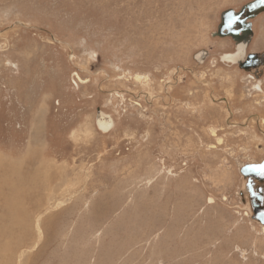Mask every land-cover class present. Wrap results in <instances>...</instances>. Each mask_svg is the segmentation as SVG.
Here are the masks:
<instances>
[{"label": "rangeland", "instance_id": "rangeland-1", "mask_svg": "<svg viewBox=\"0 0 264 264\" xmlns=\"http://www.w3.org/2000/svg\"><path fill=\"white\" fill-rule=\"evenodd\" d=\"M247 1L0 0V264H264V88L214 33Z\"/></svg>", "mask_w": 264, "mask_h": 264}, {"label": "water", "instance_id": "water-1", "mask_svg": "<svg viewBox=\"0 0 264 264\" xmlns=\"http://www.w3.org/2000/svg\"><path fill=\"white\" fill-rule=\"evenodd\" d=\"M264 11V0H250L239 10L227 8L220 14V22L215 34L230 35L235 41L237 50L231 54L234 58L237 52L243 53L245 45L252 36L251 24L247 21ZM236 61V58L235 60ZM240 61L239 59L237 62ZM245 67H255L264 64V52L250 53L243 61ZM242 176L239 195L244 208L250 213V218L264 224V159L257 163H247L240 168Z\"/></svg>", "mask_w": 264, "mask_h": 264}, {"label": "flooded vegetation", "instance_id": "flooded-vegetation-1", "mask_svg": "<svg viewBox=\"0 0 264 264\" xmlns=\"http://www.w3.org/2000/svg\"><path fill=\"white\" fill-rule=\"evenodd\" d=\"M242 5L239 8H237V10H239L242 7ZM232 8L234 10L236 9V7H232ZM262 13H264V11L258 13L253 18H249L247 20L251 24L252 36H251V39L249 40V42L245 45V49H244L243 53L237 52L236 57H235L236 61H234L235 58L231 55V54L235 53L237 50L238 45L236 44V41L230 35L218 36L216 34V37H218V38H228L230 40L231 47H232L231 52L222 53L220 55V57L218 56L220 58V60H224V61L228 62L227 64H230V66H235L237 73H239L241 76H242V74L244 76L246 75L248 77L249 81L253 82V86L255 87V90L260 91V92L263 91V88H264V64L263 65L259 64V65H256L255 67L252 68V67H245L243 61L247 58L248 54H250V53L261 54L262 52H264V46L260 47V43L262 42L263 37H264V15H261ZM219 22H220V18H219ZM219 22H218V24H219ZM218 24H217V26H218ZM216 31H217V27H216L215 32ZM255 46L257 47L256 49L253 48ZM201 55L202 54H200L198 56L203 57L206 54H203V56H201ZM226 55H228V58H225ZM238 59L240 61L237 62ZM203 61H204V57L202 58V62ZM187 73H188V76H191L193 74L192 69H187ZM173 75H175L174 72H173ZM260 79L262 80V82L259 81ZM173 81L175 84H178V78L173 77ZM257 81H258V83L261 82V85H260L261 87L256 85ZM161 85H162V83H161ZM161 92H166V90L163 88V90H161ZM172 101H173V98L167 100L166 102L163 101V104L165 106H169L170 103H172ZM100 123L103 125L107 124L106 121H100L99 126H100ZM100 127L103 129L102 126H100ZM262 158L264 159V157H262ZM262 158H261V160H262ZM247 163H257V162H247ZM247 163H244L243 165H245ZM239 172H240V170H239ZM240 176H241V174H240ZM241 179H242V176H241ZM249 218H250V216H249ZM250 220H253V219L250 218ZM252 224L254 226H260L261 223L254 220V223H252ZM262 225H264V224H262Z\"/></svg>", "mask_w": 264, "mask_h": 264}, {"label": "bare ground", "instance_id": "bare-ground-1", "mask_svg": "<svg viewBox=\"0 0 264 264\" xmlns=\"http://www.w3.org/2000/svg\"><path fill=\"white\" fill-rule=\"evenodd\" d=\"M225 58H228V55H226ZM255 73H256V72H255ZM106 118H107V117H106ZM107 120H108V118H107ZM107 120H105V121L107 122L106 125H103V124L100 123V126H102L103 129H105V130L109 127V120H108V121H107ZM33 164H34V163H33ZM31 165H32V164H31ZM36 167H37V166H36ZM19 168H20V167H19ZM19 168H18V169H19ZM16 170H17V169H16ZM29 170H30V169H29ZM33 170H34V169H33ZM15 172H16V171H15ZM23 174H24V173H23ZM27 174H28V172H27ZM38 174H39V173H38ZM25 176H26V175H25ZM15 177H16V176H15ZM28 177H29V176H28ZM31 177H32V176H31ZM20 178H21V177H19L18 179H20ZM23 179H24V178H23ZM30 179H31V178H30ZM36 179H37V177H36ZM26 180H27V179H26ZM40 180H41V179H40ZM22 181H23V180H22ZM24 181H25V180H24ZM36 181H37V180H36ZM32 182H33V181H32ZM32 182H31V183H32ZM31 183H30V184H31ZM42 187H43V186H42ZM19 188H20V187H19Z\"/></svg>", "mask_w": 264, "mask_h": 264}, {"label": "crops", "instance_id": "crops-1", "mask_svg": "<svg viewBox=\"0 0 264 264\" xmlns=\"http://www.w3.org/2000/svg\"><path fill=\"white\" fill-rule=\"evenodd\" d=\"M249 1H250V0H249ZM245 3H246V2H245ZM227 8H228V7H227ZM227 8H226V9H227ZM229 8H232V7H229ZM224 10H225V9H224Z\"/></svg>", "mask_w": 264, "mask_h": 264}]
</instances>
